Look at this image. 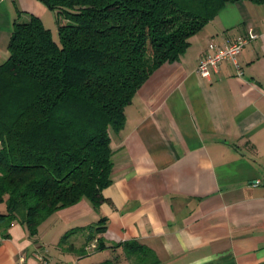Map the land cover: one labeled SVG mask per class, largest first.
Masks as SVG:
<instances>
[{"label": "crops", "instance_id": "1", "mask_svg": "<svg viewBox=\"0 0 264 264\" xmlns=\"http://www.w3.org/2000/svg\"><path fill=\"white\" fill-rule=\"evenodd\" d=\"M29 14L55 21L39 0H0V64L13 23ZM248 29L257 36L237 56L240 74L228 58L208 76L196 72L210 41L222 45ZM124 113L111 132L106 200L56 210L34 235L13 222L0 237V264H128L120 243L129 239L150 247L156 264H264V0L225 2ZM100 217L101 237L116 246L77 251L87 233L80 228Z\"/></svg>", "mask_w": 264, "mask_h": 264}, {"label": "trees", "instance_id": "2", "mask_svg": "<svg viewBox=\"0 0 264 264\" xmlns=\"http://www.w3.org/2000/svg\"><path fill=\"white\" fill-rule=\"evenodd\" d=\"M39 1L54 12L57 35L37 15L15 21L10 55L0 64V237L13 222L34 235L56 210L83 198L94 208L106 200L111 132L124 126L125 107L235 0ZM106 220L80 228L87 233L77 251L116 246L101 237ZM120 245L128 264L158 262L136 239Z\"/></svg>", "mask_w": 264, "mask_h": 264}, {"label": "built area", "instance_id": "3", "mask_svg": "<svg viewBox=\"0 0 264 264\" xmlns=\"http://www.w3.org/2000/svg\"><path fill=\"white\" fill-rule=\"evenodd\" d=\"M256 36V33H254L251 29H248L243 36H240L234 41L226 42L222 45H218L215 42L210 41L207 45V48L211 51H206V53L202 56L197 65L196 72L202 76H208L211 69H216L223 59L228 58L237 68L238 74H240L241 71L237 62V56L240 53L242 47ZM93 246L94 244H91V247ZM16 264L25 263L18 261Z\"/></svg>", "mask_w": 264, "mask_h": 264}, {"label": "rangeland", "instance_id": "4", "mask_svg": "<svg viewBox=\"0 0 264 264\" xmlns=\"http://www.w3.org/2000/svg\"><path fill=\"white\" fill-rule=\"evenodd\" d=\"M51 18H53V20H54V17H51ZM44 24H45L47 27L51 28L52 31L54 32V34L57 35V34H56V28H57L56 20H55V21H52V19H51V20H47V19L45 20V19H44ZM91 248H92V247L90 246L89 249H91Z\"/></svg>", "mask_w": 264, "mask_h": 264}]
</instances>
